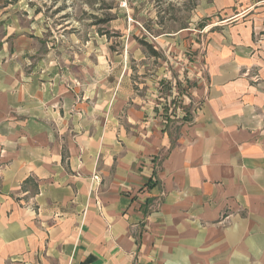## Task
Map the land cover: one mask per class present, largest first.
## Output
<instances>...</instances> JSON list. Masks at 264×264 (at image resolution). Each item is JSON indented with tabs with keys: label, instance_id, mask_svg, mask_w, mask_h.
Masks as SVG:
<instances>
[{
	"label": "crops",
	"instance_id": "1",
	"mask_svg": "<svg viewBox=\"0 0 264 264\" xmlns=\"http://www.w3.org/2000/svg\"><path fill=\"white\" fill-rule=\"evenodd\" d=\"M44 2L0 0V264H264V0L196 7L219 22L169 89L183 117ZM190 25L139 43L197 46Z\"/></svg>",
	"mask_w": 264,
	"mask_h": 264
},
{
	"label": "rangeland",
	"instance_id": "2",
	"mask_svg": "<svg viewBox=\"0 0 264 264\" xmlns=\"http://www.w3.org/2000/svg\"><path fill=\"white\" fill-rule=\"evenodd\" d=\"M202 1L204 0H45L43 6L48 11L49 25L54 30L57 26L63 28L60 30V39L74 36V40L79 43L91 38L94 41L106 40L110 52L128 57L135 81H141L138 79L141 76L138 72L154 76V87L158 92H163L161 103L180 107L181 112L183 107L186 111L195 109L196 104L191 103V107L186 108L190 101L185 98V104L183 99L169 96V89L174 87L188 92V88L194 87L196 82L186 79L189 77L188 66L192 65L193 72L198 68L201 72L205 71L206 36L210 25L219 22L211 17L195 18L193 14ZM129 8L132 9L130 14L127 12ZM128 23L137 30L125 27ZM188 23L192 26L191 43L196 41L197 46L191 47L176 41L174 47L155 49L159 54L153 57L139 43V38L153 41L160 31H173ZM54 34L49 32L47 36ZM154 44L153 41L151 45ZM177 81L180 83L179 87L176 85ZM179 116L183 117L184 113L181 112Z\"/></svg>",
	"mask_w": 264,
	"mask_h": 264
},
{
	"label": "trees",
	"instance_id": "3",
	"mask_svg": "<svg viewBox=\"0 0 264 264\" xmlns=\"http://www.w3.org/2000/svg\"><path fill=\"white\" fill-rule=\"evenodd\" d=\"M141 44H143L145 46V48L153 55H157L156 50L148 43L141 41Z\"/></svg>",
	"mask_w": 264,
	"mask_h": 264
}]
</instances>
